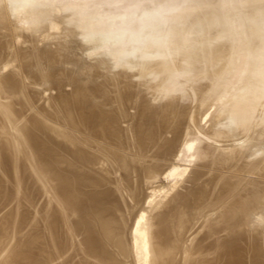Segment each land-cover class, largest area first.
Instances as JSON below:
<instances>
[{
    "label": "bare ground",
    "instance_id": "bare-ground-1",
    "mask_svg": "<svg viewBox=\"0 0 264 264\" xmlns=\"http://www.w3.org/2000/svg\"><path fill=\"white\" fill-rule=\"evenodd\" d=\"M5 1L6 0H0V31H3V36H5L6 33L9 32V37L13 39V37L20 36L21 38H19V40L23 39L22 41L24 42L25 38H22V36L19 35V32H21L23 29L24 34L33 31L31 34L35 35L38 32V28L42 26L43 30L45 29L44 27L48 28V26L53 28L55 23H63L62 21L64 20V18H58L56 16L53 17L51 9L53 12L52 7L54 5L48 2L47 5H43L44 7H47V9H43L45 12H47L46 14L43 13L45 14L43 17L38 12H35V8L33 6H31L30 9L28 8L29 12L32 13L29 14V17L31 19L28 17V20H30V24H28V26L31 25L29 26L31 28L29 29V31L26 30V32L25 29L29 28L26 25V28L25 26H23V29L19 28L18 30V27L20 26V24L18 23H21L22 21H19V18L17 17H15V21L17 18L18 22H15L14 19L10 20L11 15L7 16L8 14L5 11V4H8ZM7 1H10L9 3L12 2V4H17L15 8H23V6H25L29 2V0ZM198 1L194 0V2ZM206 1L210 2V0ZM238 1L236 0L235 2L237 3ZM73 2L75 3V1ZM201 2L204 3L205 0H201ZM215 2L218 4H215ZM215 2L214 4L211 2L212 5L208 3L210 6H212L209 8V10L218 7L217 5H219L220 0H217ZM238 4L239 7L242 4V7H240L241 9H245V6L246 8L248 6L245 12H243L244 10H240V12H243L242 14H249H247L249 22H254L256 20H259L260 18L262 19V16H264V0H241L240 2H238ZM190 6L191 5H189V9ZM206 6L205 11L203 10L204 8L202 9L205 13L208 12ZM219 6L221 7V5ZM195 7L197 8L194 9L199 8L198 5ZM15 8L13 6V9ZM227 8L225 9L227 10L228 14H230L229 9L231 8ZM33 9L34 11L32 12ZM194 9H191L192 16H194V14H198V12L196 10L194 11ZM202 10L201 12H203ZM215 10L213 12L209 11V13H215L217 11ZM221 10L218 9L217 13ZM224 12L225 11H223V13L219 12L221 13V15L219 13L218 15L222 16ZM50 13L52 15H50ZM212 13L211 15L208 14L210 15V18L214 16L216 17L217 13ZM199 15L200 13L198 14V16ZM224 15H227V13H225ZM224 15L222 17L224 18L225 23L231 21L229 19L230 17H227L228 15L225 16L228 18L227 20L225 19ZM179 16L181 15L179 14ZM215 17L212 18V21L214 23L216 22V20L217 22H219L218 18L220 17ZM41 19L45 23H47L51 19V22H48L49 24L47 23L48 26H45V23L43 22V25L42 23L38 25L37 20ZM261 19L259 20V22L256 21V25H258V27L252 26L251 29L255 28L256 30V28H258L259 31V27H261L263 30L264 24H262L261 26L260 21H263L264 17L262 20ZM66 20H68L67 17ZM181 20H179L180 23ZM221 21L222 20L220 18V22ZM248 21L247 25L250 24L248 23ZM9 22L15 23L17 25H15V27L17 28H15L14 25L11 26L12 23L10 24ZM197 22L199 21L197 20ZM200 23L202 24L203 22L201 21ZM227 23L225 25L226 29L229 27V25L227 27ZM251 24L255 25L254 23ZM58 25L61 26L62 24ZM222 25L224 26V23ZM222 25H220V27L222 28V30H224L225 27L223 28ZM250 25H248V27ZM248 27L246 28L248 29ZM59 28L55 27V29ZM246 28L244 30L246 36L244 37L245 34L243 35L245 39L241 37L242 34H240L241 38H239L241 42L243 40L253 42V39L251 38H254L255 34L257 38L259 37L257 30L254 32L253 30L248 29L249 32H246ZM49 29L48 32L50 33ZM228 29L227 30L231 33L230 28ZM46 30L47 29H45V31ZM53 30L51 32H53ZM236 30L237 29H235V31ZM45 31V36H47L49 33ZM70 32L73 31L70 30ZM212 32L214 33V31ZM229 32L228 34L223 33L221 35L223 36L225 34L227 36L224 37H228V35L230 34ZM263 32L260 31L259 33ZM2 33L0 35H2ZM23 33L21 32L20 34ZM57 33L59 32L57 31ZM218 33H220V31ZM31 34L30 37L27 36L28 38H30V41L31 39L35 40L36 37H38L33 36L35 38L34 39ZM259 35L261 36V34ZM41 36L44 37L43 34H41L40 37ZM218 36L219 35H217V37ZM42 37L41 39L46 38ZM2 38L4 37H0V264H264V155L261 157L260 153H256L258 152V148L261 150L263 149L262 152H264V148H262L264 145L262 144V147H258L260 145L257 144V146L256 144H254V146H257V149L255 146V153L253 151V148H249V150L251 149L254 154L250 153L251 151L249 150H245L248 149V146L246 147V145L251 141V139H255L256 142L260 139L259 138L258 140H256L257 138H255V133L252 135L249 132L250 139H248L250 141L248 140L247 144L244 141L243 143H245L246 145L244 144L245 148L244 145L243 148L247 153L249 151L252 156L258 154L257 156H260V158L255 155L253 156L255 157V159L252 157H250L251 159H247L248 155L246 156L245 151L240 147L242 146L241 144H243L242 142L240 143L238 142V140L237 144L239 146L237 145L236 147L233 146L235 145V141L231 145L230 140L232 138L229 137L231 138L230 140H228L229 138L226 139L225 133L222 134L225 138L222 137L221 139L219 138V140L218 135L220 133L216 130L226 123L225 121L227 118H223L225 120V123L223 122V119L221 120V122H223L222 124L219 121L221 119H219V117L222 115H224V117H228L230 119V122H232L227 123V125L235 124L238 127L239 132L241 129L242 134L245 130L255 125V114L253 113L254 111L252 112L254 115L253 122V115L251 113V109L252 107L254 109V106H250L251 101L252 105L254 104V101L252 99V92L257 93L255 92L256 87L258 86V84L261 85L262 82H254V77L249 72L252 71L251 68H253L255 65L253 66L249 64L255 63V59H258L261 54H263L264 56V33L263 36L260 37L263 39L261 42L262 44L260 43V41H258V43L263 47L258 45V43L255 44L256 47L253 45L256 49V52L261 53L258 57L259 53L256 54L255 52V56L258 58L255 57L254 59L253 54L255 49H252L254 47L251 48V44L249 46L248 43L250 42H246L247 46H249L253 52L251 57L252 59H250V56L248 55L249 60L248 58H246V54L251 52L247 53L246 50H242V53H240L239 50L241 49L238 50L237 46L236 52L239 51L240 56L245 55V57L243 56L244 58H246V60L244 59L245 64L249 65V67L247 65L245 67H251V71L250 69H247L249 71L247 73L250 74V76L253 78L251 79L249 75H246L249 78L248 81H246L247 79L246 77H244V79L246 80H242L244 82L246 81L245 83L241 80V82L236 83L238 85L240 84L242 87L246 86L245 88L243 87L245 90L241 86H238L241 88H239L241 91L243 89V91L245 92L242 93L243 95L241 96L237 94L235 95L236 98L233 97L235 99L231 100V102L228 104L229 106L227 105L228 109H226V116L224 114L225 111H222V115H220L219 117L213 116L216 118V120L217 118L219 119L217 120V122H220L216 123L214 121L215 125L221 124V126L219 125L217 126V128L213 127L214 123L211 125V127L214 128H212V131H214L212 132V134L215 137L213 139H218V141L214 140L216 143H214L213 141L210 142L211 144L209 143V141H207L208 143L206 144L204 143V141L206 140H202V143L204 144L198 143L201 146L197 145V147H195V143H197L198 141L195 142V140L199 139L197 137L195 138V135L193 138L192 134V136L189 135L192 138L186 135L189 134L187 132L188 127L191 125L190 123L193 120L192 116L189 117V120H187L185 118V115L189 113L188 115L190 116L193 111L191 110V113H186L184 111L185 108H183V105L178 101L179 99L177 100L175 98H171V96L162 97V95H160L156 98V96L158 95L157 93V95L153 97V94H156L154 93L156 91H153L154 89H152L151 87L150 90L152 89L151 91H153L151 92L147 87L150 86L148 85L149 81L147 80L149 71H154V73L158 74V76L162 73H164L163 76H165V73L167 75V73L171 74V72H173V65L169 63V60V62H158V64L156 65L151 64L152 66H146L143 64L141 65V68L137 67V69L139 68V71L138 73H136V70L135 75H124L123 73V75L121 76L122 73L118 75L119 73L117 72L116 74L113 68V74L116 75H114V79L112 78L113 81H110L111 83L115 82V84L111 85V83L107 81L112 76L111 67H109L110 65H108L110 63H107L108 60H106L108 58L107 56H105L107 58L101 56L102 58L100 60L99 58H95V60L97 59L96 62H94L93 59L94 63L90 61L93 64L88 63L89 61L85 62L86 64H89L87 66L85 65V63L83 66L82 63L80 70H78L79 67L77 62H75V64L77 65L76 68H74L75 64L71 65L72 63H68V58H70V56L65 53V51L70 48L68 46V48L66 49L68 44H64L62 42V44H60L61 47H58L60 49L56 48L58 50L48 49L49 51H46V49H41L42 51L40 52V47H42L41 44H46V42H43V40H41L40 42L42 43L38 44L40 45L39 49H37L38 46L35 47V45H31L33 46L32 49L36 48V50H33V53L34 51L38 52V50L40 52V55L38 53L39 56L37 55L38 57L36 56V58L34 59L33 57H29L31 58L30 60L25 57L27 54H29V51L24 46L25 50L28 51V53L24 56L25 65L24 63H22L24 66L22 65L23 68L19 70H23L22 72L27 73L26 76L29 81L27 82L25 80L27 82L25 84V82L23 81L24 77L22 76L25 73H22L20 71L18 72V68H15V64L13 65L12 62L13 58L16 56L15 54L17 53V50L15 51V56L12 57V54V58H8L9 62L5 60L6 58L4 57V49L5 47H7L6 49L8 50V45L10 44V42L7 43L8 41L6 42V40L4 41ZM260 38L257 40H260ZM6 39H8V37ZM49 39L50 38H46L45 40L47 41V44ZM8 40L12 42V40ZM13 40H15L14 42H16V40L18 39L15 38ZM37 40L39 43L40 38L36 39L35 44H37ZM228 40L231 41L232 39ZM30 41H25L23 45H26L28 43L29 46L30 44H32V41ZM216 41H214V46L220 45L218 44L219 42L217 43L218 45H216ZM256 41L254 39V43ZM14 42H12V45ZM212 42L213 41L206 43L208 45L204 47L200 46L202 48L201 54L203 52L204 54H206L205 52L208 50L212 52L211 56L209 54L211 52H208L210 60L212 61V64H210L211 69L209 68L210 72L212 73H210L209 75L212 74L211 76L214 78V81H212V84H210L211 80L213 79L210 78V82H207L210 84V86H208V88H206L205 90V93L207 95L213 92L214 94H217V92L219 93V90H221L219 88L225 87L224 83L228 82V79H230L226 78L225 76H227V74H231V72H233L232 67H234V65L232 64H229L231 67H228L229 60L227 59L228 62L225 61V58H228V56L223 58L224 53L227 52H225L226 50H224V48H221L222 45H220L221 47L213 48L214 46H212V44L214 43ZM16 43H18V41ZM178 43L176 44L174 49L179 46ZM226 43L229 44L228 42ZM234 43L232 40L233 45ZM242 43L240 47L243 46V49H247L248 47H245L246 44L244 45ZM6 44L8 45L6 46ZM49 44L51 43L49 42ZM49 44L46 45V47H48ZM10 45L9 49H11L10 47L12 46ZM257 45L260 46L262 52H260L259 49L257 51ZM209 46L212 49H209ZM62 47H65L64 49L66 50H63ZM22 48L21 50H23ZM32 49L30 47L31 51ZM25 50H23V53ZM11 51L13 50L11 49ZM18 52H20V50ZM37 52L34 54L36 55ZM176 52L179 53V50ZM181 52L183 53V51H180V53ZM70 53H72V51H70ZM7 54L9 56V53H6V55ZM30 54L32 53L30 52ZM204 54L202 55H208ZM233 54L235 55V52ZM18 55L20 58L22 57L20 56L22 55L21 52ZM174 55L177 56L176 54ZM234 55H232V57ZM81 56L83 55L81 54ZM199 56L198 58H200ZM203 56L202 58H204ZM3 57L5 61L3 60L4 62H1ZM15 58L18 59L17 56ZM81 58L83 59L84 57ZM109 58H111V56ZM137 58H139V56ZM222 58L224 59L225 63H222ZM21 59L19 60L21 61ZM206 59L209 58L206 57ZM239 59L240 58H238V61ZM27 60H30V62L28 63ZM73 60L69 61L73 62ZM182 60L184 61L185 59ZM247 60L250 62H247ZM197 61H199V59ZM211 61L209 63H211ZM260 62L261 61H259L258 63ZM123 63H127L130 65L131 62ZM123 63L121 64L124 66ZM209 63L206 65L207 68L209 66ZM42 64H46V67ZM65 64L68 66L70 64L73 69H77L78 71L76 73H74L75 71L72 72L73 69L69 70L68 66H66ZM132 64L133 63H131V66ZM236 64L237 63L235 62V65ZM245 64H243V67ZM129 65L126 67H129ZM43 66L45 67V69ZM179 67H182V69L186 68V66ZM101 68L105 71L101 73L104 79L100 80L99 77H102L99 74V71L101 72ZM122 68L123 67H121V69ZM179 69L181 71V68ZM230 69L231 71H229ZM68 70L71 72H69ZM200 70L202 71V69ZM67 71L69 72L68 76ZM125 71H128V69L126 70L125 68ZM254 71H256V69ZM65 72H67L65 75L66 78H62L61 74H65ZM86 72H89L90 74L88 73L86 75ZM108 72H110L111 75ZM104 73H106V75ZM241 73L242 75H244V72H242V70L240 74ZM238 74L239 72L237 73V75ZM253 74H255V72ZM189 75H191V72L189 73ZM237 75L234 77V83L235 80L239 78ZM195 76H197V74ZM206 76L207 75L205 74V79H208V77L206 78ZM180 78L182 79V77ZM225 78L227 79V81H225ZM48 80L53 84V86L51 84L50 85L54 87L55 90V92L52 90V92H54L55 94H51L52 96L50 97L52 98V101L49 100L50 102H46L48 97L45 98L46 100L44 101V99L42 98L45 96L42 97L40 93L42 88H44L45 82ZM99 80L101 82H99ZM38 81L40 82L38 83ZM242 82L244 83V85ZM175 83L177 82L175 81ZM234 83L232 84L234 85ZM163 84H165V82H162V85ZM67 85L71 86V89L65 88V86ZM45 87L47 88L46 85ZM111 89L113 91H111ZM235 89L237 90V88ZM49 90L47 89L48 92ZM216 90L218 91L215 92ZM43 91L44 90H42V92ZM115 91L118 93H116ZM111 92L115 94L114 95L112 93L111 96L114 95L116 97V94H118L116 98L114 96L112 97L116 99L115 102L117 101L120 103L119 106H123L122 109V107L118 106V103L116 104L120 109H122L121 113L119 112L120 110L118 108L117 114H115L116 112L112 113V110L107 111V108H105L106 101L109 102L111 100H109L108 96ZM192 92L194 93L196 91L193 90ZM25 93H28L31 97L30 99H28L30 101L32 100L29 105H31V103L35 104L36 102L43 107V114H41L43 116H39V114H36L34 112V104L31 105L33 107L32 109H30L31 106L29 107L28 105V108L26 107L29 102L26 103L21 102L22 100H19L20 96H22V94L25 95ZM172 93L173 92H171V94ZM166 94H168V92ZM206 94H204V96L202 95V98H200V100L202 99V102L206 99ZM25 96L29 98L28 95ZM25 96H22L23 99L25 98ZM50 97L48 99H50ZM151 97L156 98L157 101L161 99L160 97H162L161 101L158 103L159 105L157 104V106H154L157 102L154 101L155 99H149ZM203 97L205 98L204 100ZM209 97L211 96L209 95L207 99H210ZM196 98L198 97H196L195 95V99ZM211 100L215 101L214 97ZM53 101L54 103H51ZM126 101H129L130 105L131 102L133 103V105L136 104V113L133 118L131 117V120L129 118L132 114L129 115V113H127L129 112L128 110L127 112L123 111L124 106L127 105ZM124 102H126V104H124ZM202 102H200V104H202ZM211 102L212 101H210V103ZM257 102L255 101V103ZM111 103L109 102V104ZM200 104L198 105L199 107ZM40 105L38 106L41 109ZM186 105L187 104H185V106ZM196 105L194 106L198 108V106ZM117 106L114 107L113 111L116 110L115 108ZM189 106L187 105L186 109H188ZM44 107H46L47 109H44ZM113 107L109 109H113ZM127 107H130L131 109L134 108L133 106L129 105L126 106V109H128ZM209 108H207V110ZM222 109H224V107H222ZM122 112L127 113L129 116L127 114H123ZM217 112L219 113L220 111ZM259 112L260 111H258V113ZM122 115H124L125 118L120 117ZM193 116L195 117V115ZM208 117L210 118V115ZM262 118L264 117L262 116ZM229 119L227 120V122L229 121ZM258 119L260 120V117H258ZM259 120H257V124L260 123ZM58 122L63 124V129L62 127L59 128V124L54 125ZM202 122L205 123L204 121ZM261 122V127L258 124V129H256L255 126L254 129L258 131H260L259 129H261L262 132L259 133H262L261 135L263 136L264 127H262V125H264V121ZM227 125L226 128H228H224L225 130H228L230 127H236L235 125H230V127ZM129 127L131 128V130ZM189 129H191V127ZM209 129L211 130L210 127ZM129 130L132 131V133H130V135L132 134L131 137L133 138L132 142H130L132 138L130 139L128 136ZM210 130H208V132ZM219 130L221 131L222 129L219 128ZM237 130L231 129L233 133H235L234 131ZM252 131L253 128L251 132ZM208 132L206 131V134H204L207 139H209L212 135H210L209 133L210 136L208 135V138ZM190 133L192 132L190 131ZM77 134H80V136H78ZM235 134L237 135V133ZM250 134L254 138H251ZM125 135L128 136V139H126L127 136L126 138L124 137ZM237 136H235V138ZM240 136L243 137L245 135ZM262 136L261 139H263ZM235 140H237V138ZM261 141L260 143H262ZM254 142H250L251 146ZM190 152H192L191 155H188V153ZM186 155L191 158H194L195 156V161L192 165L193 168L192 170H189L190 175L187 177L188 182L185 181L186 184H190L187 190L184 189L186 184L184 185V187L182 186L184 191H180L181 189L179 190V188H174V184L164 192H162V189H164L162 187L156 186L157 188H153L152 186H150L151 184H153V182H150L149 179L153 177L155 170L158 171L160 167L164 168L163 166L166 167L168 165H171L173 164L172 161H177L178 158L181 159L182 156ZM188 157H184V159L182 158V160L185 161V158ZM183 161L182 163H184ZM170 168V170L168 169L169 172L167 170H164V172H168L165 173V176L167 177H172L174 170L176 169H174V167L172 168V165ZM174 189H176V192H174ZM157 192L160 193V196H158V194L156 195ZM261 228L262 230H260Z\"/></svg>",
    "mask_w": 264,
    "mask_h": 264
},
{
    "label": "rangeland",
    "instance_id": "rangeland-1",
    "mask_svg": "<svg viewBox=\"0 0 264 264\" xmlns=\"http://www.w3.org/2000/svg\"><path fill=\"white\" fill-rule=\"evenodd\" d=\"M73 1H75V3L73 2ZM196 1H198V0H196ZM214 1V0H213ZM212 0H210V2L209 1H206L205 0V4L204 3H202L201 2V0H199L198 2H194V0H29V2L25 5V6H23V8H15V6H17V4H15V3H13L12 4V2L11 3H9L10 1H5L6 3H8L7 5L5 4V6H6V8H5V11L7 12V16H10L11 15V19L10 20H12V19H14V21H15V17H17V18H19V21H22L21 23H18V24H20V26L18 27V30H19V28H22L23 26H25V28H26V25L28 26V24H30V20H28V17H29V14H32L31 12H29V10H28V8L30 9L31 8V6H33L34 8H35V12H38L40 15H42V17L47 13V12H45L43 9L45 8V9H47V7H44L43 5H47V3L48 2H50L52 5H54L52 8H53V12H52V9H51V13L53 14V17H58V18H64V20H65V22H64V20L62 21L63 23H58V24H62L61 26H59L58 24H56L55 23V25H57V26H55L54 25V30H53V28H51L50 26H48V24L51 22V19L47 22V23H45V22H43V20L41 19V20H37V22H38V25H40V23H45V26H48V28L47 27H44L45 29H47L46 31H45V29H43L42 30V25H43V23H42V27H40V28H38V32L35 34V35H33V34H31L32 32L30 31L29 33H23V31H24V29L21 31L23 34H20L21 32H19V35H21L22 36V38H25L24 39V42L26 41L27 42V40H29L30 41V38H28L27 36H29L30 37V34H31V36L33 37V36H38V37H36V39L37 38H40V40H39V43H38V40H37V44H35L36 42V39L35 40H33V39H31V43L32 44H30V42H29V46H28V43L26 44V45H23L24 44V42L22 41V40H19V38H21L20 36L19 37H13V39H18V40H16V42L18 41V43H16V42H14L15 40H13L11 37H9L8 36V33H6V35H7V37H8V39H10V40H12V42H14L13 43V45L15 46H13L12 45V42L11 41H9L8 39H6L7 37H6V35L5 36H3V31H0L1 33H2V35H0V37H4V38H2L4 41L6 40V42L7 43H9L10 42V44L13 46H11L10 44V48L13 50V51H11V49H9V45L8 44H6V46L8 45V50L6 49L7 47H5V49H4V57L6 58L5 60H7L8 61V58H10L11 57V55H12V57L13 56H17L18 57V59L17 58H15V60H14V58H13V60L12 59H10V60H12V62H13V65L15 66V68H18V72L21 70V68H23V66L25 65V61H24V56L28 53V51H29V54H30V52L32 53V54H27L25 57L26 58H28V59H30L31 60V58H29V57H33V59L34 58H36V56L38 55V53H39V55H40V52L42 51V50H45L46 49V51H49V50H55L56 48H58V47H61V45L60 44H62V42L64 43V44H68L67 45V47H66V45H65V47H66V49L68 48V46L70 47V48H68L67 49V51H65V53H67L69 56H70V58H68V63H72L71 65H74L75 64V62H77V64H78V67H79V69L78 70H80V68H81V66L83 65L84 66V63L85 62H88V63H90V64H93L94 62H96L97 61V59L99 58V60L104 56H107V57H105V58H107L106 60H108L107 61V63H110V64H108V65H110L109 67H111V70L114 68V71H115V73L117 74V72L119 73L118 75H120V73H122L121 74V76L123 75V73H124V75H135L136 73H138V71H139V68H141L142 66L141 65H148V66H152V65H156V64H158V62H160V63H162V61H164V62H169L170 64H172L173 66V72H171V74L170 73H167V75H166V73H165V76H163L164 75V73H162L161 75L159 74V76H158V74H155L154 73V71H149V75H148V78H147V80L149 81V83H148V85H150V86H147L148 88H149V90H150V88L152 87V89H154L153 91H156V92H154V93H156V94H153V97L155 96V95H157V93H158V95L156 96V98L157 97H159L160 95H162V97H170L171 96V98H175V99H179L178 101L183 105L182 107L183 108H185V112L187 113V112H190L191 110L193 111V113L192 114H190V116L188 115V114H186V115H188V116H186L185 115V118L187 119V120H189V117H191L192 116V122L189 124L190 126L188 127V133L189 134H186V135H188V137H191L192 135H193V138H194V135H195V138L197 137L199 140H195V142L196 141H198L197 143H195L196 144V146L195 147H197V145L199 146L200 144H198V143H201V144H204V143H208L207 141H209V143L210 142H213L214 140L215 141H218V139L220 138H222V137H224L222 134H224L225 133V135H226V139H228L229 137H231V138H229L228 140H230L231 141V145L233 144V142L235 141V145H233V146H237L238 144V142H246V144L248 143L247 141L250 139L249 138V132L253 135L254 133H255V138H257L256 140H258L259 138V143H258V141L256 142L255 141V139L253 140V139H251V143L252 142H254L253 144H252V146H251V143L249 144H245V143H243V144H241L242 146H240L241 148H243V145L245 144L246 145V147L248 148V149H245V150H249V148H253V151H254V153H255V146L258 144V145H260V146H258V147H262L261 145L263 144L264 145V134H263V136L261 135L262 133H259V132H262V130L261 129H259L260 131H258V130H255L254 129V126H255V128L256 129H258V124H259V126H260V124H262V122L261 121H264V118H262V116L264 117V86H263V84H264V66H262V65H264L263 64V61H264V58H261V57H264L263 56V54H261V53H259V52H256V49H255V47H256V45L255 44H257L258 43V41H260V43L262 42V38H260L261 36H263V31H264V28H263V30H262V28L261 27H259V31H258V28H256V30L258 31L257 33H258V38H257V36H256V34L254 35L255 37L253 38H251V39H253V42L252 41H245V40H243L242 42L240 41V38L241 37H243V35H244V37L246 36V33H244V30H245V28L246 27H248V25H250L251 23H254L255 25H250L249 27H248V29L250 30L251 29V27L252 26H257L258 27V25H256L257 24V22L256 21H258L259 22V20L261 19H259V20H256V21H252V22H249L248 21V16H247V14L245 15V14H242L243 12H245V10L248 8V6H247V8H246V6H245V9H241L240 7H242V4H241V6L239 7L238 5L240 4H238V2H240V1H238L237 3L235 2L236 0H220V3H219V5H221V7L219 6V5H217V6H213V7H217L219 10H221V8H222V10L223 11H225L224 12V14L225 13H227V15H224V17L225 16H227V17H230L229 19L231 20V21H229L228 23H227V27H228V25H229V27L228 28H230V31H231V33L226 29V27H225V25H226V23H225V20H224V18L222 17V16H220L221 15V13H219V12H222L223 13V11L221 10V11H219L218 13L220 14V15H218V13H217V11H218V9L217 8H213L216 12L215 13H212L214 10L212 9V10H209V8L210 7H212V6H210V5H212V3L214 4V2L215 1H217V0H215L214 2H213ZM72 2V3H71ZM194 2V3H193ZM202 4H201V3ZM212 2V3H211ZM219 2V1H218ZM192 3H193V5H192ZM195 3H197V4H195ZM210 5H209V4ZM242 3V2H241ZM199 4H201V5H199ZM204 4V5H203ZM215 4H218V3H216L215 2ZM189 5H191L190 6V9H189ZM198 5V9H194V8H197V7H195V6H197ZM207 5V6H206ZM208 5H209V7H208ZM13 6H14V8L15 9H13ZM205 6H206V9H207V13H205L204 11H205ZM201 7V8H200ZM228 7V8H227ZM229 7L231 8V9H229ZM243 7H244V5H243ZM12 8V9H11ZM70 10H69V9ZM204 8V9H203ZM225 8H227V9H229V13L230 14H228V12H227V10L225 9ZM11 9V10H10ZM187 9V10H186ZM194 9V11L196 10L197 12H198V14L200 13V15L198 16V14L196 15V14H194V16H192V14H191V11ZM200 9V10H199ZM204 11H203V10ZM65 10H68V11H65ZM201 10L203 11V12H201ZM240 10H244L242 13L240 12ZM34 11V9L32 10V12ZM65 11V12H64ZM72 11V12H71ZM209 11H212V12H210L209 13ZM10 12H11V14H10ZM15 13V14H13V13ZM69 14H68V13ZM185 12H189L188 14L187 13H185ZM43 13H45V14H43ZM50 13V15H52ZM64 13V14H63ZM66 13V14H65ZM187 14V15H184V14ZM193 13V12H192ZM196 13V12H195ZM211 13L212 14H216L217 13V15H216V17H220L221 18V22H220V18H218V21L219 22H217V20H216V22L218 23V25H217V23L215 24L213 21H212V18H214V17H211L210 18V15H211ZM264 13V12H263ZM67 14H68V16H67ZM179 14L181 15V16H179ZM189 14H191V15H189ZM208 14H210V15H208ZM249 15V14H248ZM64 16H66L67 17V19L68 20H66V17H64ZM190 16V17H189ZM203 16V17H202ZM206 16V17H205ZM213 16V15H212ZM14 17V18H13ZM183 17V18H182ZM187 17H188V21L190 22H188L187 21ZM215 17V18H216ZM227 17H225V19L227 20L228 18ZM232 17V18H231ZM263 17L264 16H262V19H263ZM17 18H16V21L15 22H18L17 21ZM30 18V17H29ZM223 18V19H222ZM31 19V18H30ZM182 19V20H181ZM186 19V20H185ZM208 19H210V20H208ZM261 19V20H262ZM9 20V21H10ZM179 20H181V23H180V21L178 22ZM184 20H185V22H184ZM197 20L199 21V22H197ZM205 20V21H204ZM196 21V22H195ZM203 22L202 24L200 23V22ZM224 21V22H223ZM247 21H248V23H250V24H248L247 25ZM187 22V23H186ZM213 22V23H212ZM264 22V19H263V21H260V23H261V26H262V24H264L263 23ZM10 23V22H9ZM12 23V24H11ZM10 24H11V26H13L14 25V27H15V23H13V22H11ZM177 23V24H176ZM195 23V24H194ZM207 23V24H206ZM210 25H209V24ZM224 23V26L222 25ZM246 23V24H245ZM65 24H67V25H65ZM191 24V25H190ZM193 24H194V26H193ZM200 24V25H199ZM215 26H214V25ZM233 24V25H232ZM181 25V26H180ZM220 25H222V27L224 28L225 27V29L224 30H222V28L220 27ZM231 25H232V27H234V28H232L231 27ZM247 25V26H246ZM260 25V24H259ZM17 26V25H16ZM29 26H31V25H29ZM28 26V27H29ZM60 28H59V27ZM70 26H72V27H70ZM91 26V27H90ZM176 26H178L179 27V30H178V27H176ZM193 26V27H192ZM200 26V27H199ZM209 26V27H208ZM219 28H218V27ZM242 28H241V27ZM246 26V27H245ZM55 27L56 28H59V29H55ZM67 27V28H66ZM176 27V28H175ZM191 27H192V31H191ZM206 27V28H205ZM239 27H240V29H239ZM15 28H17V27H15ZM31 27H29L28 29L26 28L25 29V31L27 30V31H29V29H30ZM50 28V29H49ZM218 28V29H217ZM232 28V29H231ZM40 29V30H39ZM48 29L50 30V33L48 32ZM62 29V30H61ZM175 29H176V31H175ZM214 29V30H213ZM234 29V30H233ZM235 29H237L236 31H235ZM243 29V30H242ZM247 29V28H246ZM248 29L246 30V32L248 31ZM261 29V30H260ZM8 30V29H7ZM6 30V31H7ZM53 30V32H51ZM59 32V33H57V31ZM64 30H66V31H64ZM70 30L71 31H73V32H70ZM206 30V31H205ZM241 30H242V32H241ZM251 30H253L254 32L256 31L255 30V28L254 29H251ZM9 31V30H8ZM26 31V32H27ZM40 31H41V33H40ZM42 31H43V33H42ZM44 31L45 32H47V33H49L47 36H45L46 35V33H44ZM54 31H56V32H54ZM63 31V32H62ZM183 31V32H182ZM212 31H214V33L212 32ZM220 31V33H218ZM222 31V32H221ZM223 31H225V32H223ZM226 31H227V33H226ZM252 31V32H253ZM260 31H262L263 33H259ZM170 32V33H169ZM176 34H175V33ZM204 32V33H203ZM228 32L230 33L229 35H228V37H224V36H227V35H225V34H228ZM234 32H236V33H238V34H236V33H234ZM249 32V31H248ZM253 32V33H254ZM0 33V34H1ZM71 33H72V35H71ZM179 33V34H178ZM197 33V34H196ZM213 33V34H212ZM217 33V34H216ZM223 33H225L223 36L221 35V34H223ZM252 33V34H253ZM26 34H29V35H26ZM41 34H43V36L44 37H46V38H50L49 40H48V44H49V42L51 43V44H49V48L48 47H46V45H48L47 44V41H45L46 40V38H44V37H42V38H44V39H41V37H40V35ZM51 34V35H50ZM208 34V35H207ZM240 34H242L241 35V37H240ZM259 34H261V36L259 35ZM53 35V36H52ZM70 35V36H69ZM77 35V36H76ZM80 35V36H79ZM217 35H219V36H221V37H217ZM239 35V36H238ZM24 36V37H23ZM49 36H52V37H49ZM54 36H56V37H54ZM80 38H79V37ZM181 36V37H180ZM209 36V37H208ZM214 36V37H213ZM231 36V37H230ZM236 36V37H235ZM6 37V38H5ZM28 39H27V38ZM31 37V38H32ZM60 37V38H59ZM65 37V38H64ZM73 37V38H72ZM76 37V38H75ZM82 37V38H81ZM206 37H208V38H206ZM213 37V38H212ZM216 37V38H215ZM240 37V38H239ZM243 37V38H244ZM51 38H52V41H51ZM67 38V39H66ZM79 38V39H78ZM210 38V39H209ZM215 39V40H212V39ZM223 38V39H222ZM260 38V40H257V39H259ZM58 39H59V41H58ZM66 39V40H65ZM68 39H70V40H68ZM87 39V40H86ZM178 39V40H177ZM182 39V40H181ZM207 39H208V41H207ZM219 39V40H218ZM226 39V40H225ZM228 39H232L233 40V43H234V45L232 44V40L230 41V40H228ZM236 39V40H235ZM245 39V38H244ZM254 39H255V43H254ZM41 40H43V42H46V44L45 45H43V43L42 42H40ZM56 40V41H55ZM64 40V41H63ZM173 40V41H172ZM200 40V41H199ZM217 40V41H216ZM247 40H249V39H247ZM22 42V46H23V48H22V46H21V42ZM83 41V42H82ZM91 41V42H90ZM180 42V43H178V42ZM211 41H213L212 43H214V41H216V45H218V44H220V45H222V47L220 46V45H218V46H214L215 45V43L214 44H212V46H214L213 48H215V47H221V48H224V50H226L225 52H227V53H224V57L223 58H225L226 56H228V58H225L226 60L225 61H227L228 62V60H229V62H228V65L230 64H232V65H234V67H232V70H233V72L235 73H233V72H231V74H227V76H225L226 78H230V79H228L229 81L228 82H225L224 83V85H225V87H223V88H219V89H221V90H223L224 88V90L223 91H221V90H219V93L217 92L218 90H216L215 92H217V94L215 93L214 94V92L213 93H210V94H206L205 93V90H206V88H208V86H210V84H212V81H214V78L211 76V75H209L210 73H212V72H210V67H211V65L210 64H212V61L210 60V57H209V54H210V56L212 55V52L210 51V50H208V51H206L205 53L206 54H208V52H211V53H209L208 55H206V54H204V52L202 53V54H204V55H206V56H203L202 54H201V50H202V46L204 47V46H206V45H208V44H206V43H209V42H211ZM223 41H224V43H223ZM228 42L229 44H227L226 42ZM240 41V42H239ZM34 42V43H33ZM59 42V43H58ZM82 44H81V43ZM197 42V43H196ZM219 42V43H218ZM231 42V43H230ZM248 42H250V43H248L249 44V46H250V44H251V48L252 47H254V48H252L253 50H254V54H253V56H254V59H255V52H256V54H258V57H259V55H260V57L258 58V57H256V58H258V59H255V63H252V64H249V65H255L253 68H251L252 69V71H251V69L250 68H246L245 66L247 65V64H245V60H246V58H248V60H249V56H250V59H252L251 57H252V50H251V48L249 47V46H247V43ZM16 43V44H15ZM40 43H42L41 44V46L43 47V46H45V47H40V45H38V44H40ZM178 43V45L179 46H177L175 49H174V47L176 46V44ZM193 43H195V44H193ZM198 43H199V46H198ZM218 43V44H217ZM222 43V44H221ZM240 43V44H239ZM241 43L242 44H246V46L245 47H248L247 49H243V46L242 47H240L241 46ZM17 44H18V46H17ZM59 44V45H58ZM174 44V45H173ZM211 44V43H210ZM209 44V45H210ZM262 44V43H261ZM261 44H259L258 43V45H260V46H262ZM31 45H35V47L36 46H38L37 47V49H39V47H40V52H39V50H38V52H37V54L35 55L34 53H36L35 51H34V53H33V50H36V48L35 49H32L33 48V46H31ZM83 45H85V46H83ZM194 45V46H193ZM254 45V46H253ZM257 45V46H258ZM19 46H21V47H19ZM24 46H25V48L28 50V51H26L25 50V48H24ZM53 46V47H52ZM169 46V47H168ZM198 46V47H197ZM201 46V47H200ZM229 46H231V47H229ZM237 46H238V50L239 49H241V50H239L240 51V53H242V50L244 51V50H246L247 51V53L248 52H251V53H248V54H246V58H244L245 57V55H243V56H240V53H239V51L238 52H236L237 50ZM260 46H258V48H257V51H258V49H259V51L260 52H262L261 51V48H260ZM264 46V45H263ZM262 46V47H263ZM18 47V48H17ZM29 47V48H28ZM30 47H31V49H32V51L30 50ZM64 47V48H65ZM168 47V48H167ZM179 47V48H178ZM233 47H236V48H233ZM21 48L23 49V50H25L24 51V53H23V50H21ZM63 48V47H62ZM63 48V50H66V49H64ZM191 48V49H190ZM198 48V49H197ZM201 48V49H200ZM232 48V49H231ZM250 48V49H249ZM15 49V50H14ZM42 49V50H41ZM49 49V50H48ZM58 49H60V48H58ZM58 49H56V50H58ZM71 49V50H70ZM200 49V50H199ZM209 49H212L210 46H209ZM228 49V50H227ZM235 49V50H234ZM17 50V51H16ZM20 50V52H21V54L22 55H20V56H22L21 58L19 57V55L18 54H20V52H18ZM87 52H86V51ZM169 50V51H168ZM179 50V53H177L176 51H178ZM251 50V51H250ZM11 52V54H10V52ZM15 51L18 53H16L15 54ZM70 51H72V53H70ZM82 53H81V52ZM166 51V52H165ZM173 51H175V52H173ZM180 51H183V53L181 54L180 53ZM187 51H191V52H187ZM194 51H195V53H194ZM230 51H231V53H230ZM14 52V53H13ZM196 52H197V54H196ZM235 52V55L233 54ZM6 53H9V56H8V54L6 55ZM72 55H70V54ZM88 53V54H87ZM165 53V54H164ZM167 53V54H166ZM244 53V52H243ZM3 54H2V56H3ZM15 54V55H14ZM81 54L83 55V56H81ZM85 54V55H84ZM103 54V55H102ZM105 54V55H104ZM172 54V55H171ZM174 54H176L177 56H175ZM180 54V55H179ZM185 54H187V55H185ZM193 54V55H192ZM197 56H196V55ZM199 54H200V56H199ZM227 54V55H226ZM230 54V55H229ZM32 55V56H31ZM35 55V56H34ZM38 55V56H39ZM98 55V56H97ZM178 55H179V57H181V58H179L178 57ZM181 55H183V56H181ZM189 55V56H188ZM232 55H234L233 57H232ZM242 55V54H241ZM249 55V56H248ZM1 56V57H2ZM8 56V57H7ZM37 56V57H38ZM74 56V57H73ZM96 56V57H95ZM100 56V57H99ZM102 56V57H101ZM111 56V58H109ZM139 56V58H137ZM198 56L200 57V58H198ZM202 56L204 57V58H202ZM231 56V57H230ZM236 56V57H235ZM248 56V57H247ZM4 57L2 58V61L1 62H4L5 60H4ZM11 57V58H12ZM71 57H72V59H71ZM78 57V58H77ZM81 57H84L83 59L81 58ZM167 59H165V58ZM184 57H186V58H184ZM206 57H208L209 59H206ZM243 57V58H242ZM77 58V59H76ZM79 58H80V61H79ZM86 58H87V60H86ZM95 58H97L96 60H95ZM104 58V59H105ZM139 59V60H137V59ZM170 58V59H169ZM193 58H194V60H193ZM198 60L199 59V61H197L196 59ZM222 58V63H225V61H224V59ZM236 58V59H235ZM238 58H240L239 59V61H238ZM17 59V60H16ZM19 59H21V61L19 60ZM73 59H75V60H73ZM89 59V60H88ZM93 59H94V62H93ZM129 59V60H128ZM135 61H134V60ZM165 59V60H164ZM180 59V60H179ZM182 59H185L184 61L182 60ZM203 59V60H202ZM206 61H205V60ZM228 59V60H227ZM231 59H232V61H231ZM245 59V60H244ZM254 59H253V61H254ZM259 59H261V60H259ZM263 59V60H262ZM1 60V59H0ZM4 60V61H3ZM26 60V59H25ZM30 60H27V62L29 63L30 62ZM69 60H73V62H70ZM79 62H78V61ZM81 60H83V61H81ZM141 60V61H140ZM158 60H160V61H158ZM169 60V61H168ZM177 60V61H176ZM189 60V61H188ZM192 60V61H191ZM196 60V61H195ZM236 60V61H235ZM247 60V62H250V61H248ZM14 61H15V63H14ZM90 61H92L93 63H91ZM143 61V62H142ZM146 61H149V62H146ZM188 61V62H187ZM202 61H203V63H202ZM208 61V62H207ZM211 61V63H209ZM252 61V60H251ZM259 61H261L260 63H258ZM9 62V61H8ZM113 62V63H112ZM123 62H131V63H133L132 64V66H131V63H130V65L129 64H127V63H123ZM146 64H145V63ZM157 62V63H156ZM173 62H174V64H173ZM178 62V63H177ZM199 62H200V64H199ZM232 62V63H231ZM235 62L237 63L236 65H235ZM239 62H242V63H239ZM244 62V63H243ZM22 63H24V65L22 64ZM79 63H80V65H79ZM83 63V64H82ZM86 64L85 63V65L87 66V65H89V64ZM121 63H123L124 64V66H125V68H126V70L128 69V71H125V68H124V66L121 64ZM139 63H141V64H139ZM185 63H186V65H185ZM193 63H194V65H193ZM206 63V64H205ZM209 63V66H208V68H207V64ZM67 64V63H66ZM65 64V65H66ZM69 64V66H71ZM82 64V65H81ZM127 64V65H126ZM152 64V65H151ZM177 64V65H176ZM182 64V65H181ZM198 64V65H197ZM241 64V65H240ZM243 64H245L244 65V67H243ZM23 65V66H22ZM42 65H46V64H42ZM122 65V66H121ZM129 65V67H126V66H128ZM136 65V66H135ZM190 65V66H189ZM228 66V67H231V66ZM238 65V66H237ZM249 65H247L248 67H249ZM258 65H260V66H258ZM43 66V67H44ZM66 66H68V65H66ZM68 66V68H69V70H72L73 69V67L71 68V67H69ZM76 64H75V67L74 68H76ZM113 66V67H112ZM117 66H118V69H117ZM135 66V67H134ZM175 66V67H174ZM179 66H186V68H183L182 69V67H179ZM199 66V67H198ZM205 66V67H204ZM20 67V68H19ZM46 67V66H45ZM45 67H44V69H45ZM77 67V68H78ZM121 67H123L122 69H121ZM137 67H139L138 69H137ZM178 69H177V68ZM194 67V68H193ZM204 67V68H203ZM257 67V68H256ZM177 70H176V69ZM179 68H181V71H180V69ZM210 68V69H209ZM236 68V69H235ZM241 68V69H240ZM246 68V69H245ZM259 68V69H258ZM20 69V70H19ZM116 69V70H115ZM134 69V70H133ZM175 69V70H174ZM193 69V70H192ZM200 69H202V71L200 70ZM208 70V72H207V70ZM238 69V70H237ZM243 69H244V71H243ZM247 69H250V71L251 72H249ZM256 69V71H254ZM68 70V71H69ZM77 69H73L72 70V72H74V73H76L77 71H78ZM101 70V72L99 71V74L101 75V73H103V71H105L104 69L102 70V68L100 69ZM121 70V71H120ZM124 70V71H123ZM130 70V71H129ZM137 70V71H136ZM197 70V71H196ZM234 70H236V71H234ZM240 70V71H239ZM241 70H242V72H244L243 74L245 75H242V73L240 74V72H241ZM23 71V70H22ZM22 71H20V72H22ZM67 71V72H68ZM135 71H136V73H135ZM212 71V70H211ZM229 71H231V69L229 70ZM261 71V72H260ZM67 72H65V74H61L62 75V78H66L65 77V75H66V73ZM69 72H71V71H69ZM69 72H68V74H67V76L69 75ZM107 72V71H106ZM112 72V76H111V78L109 79V80H107L109 83H111V81H113V77H114V75H116V74H113L114 72H113V70L111 71ZM130 72H131V74H130ZM179 72V73H178ZM186 72V73H185ZM191 72V75H189V73ZM205 72H207V73H205ZM239 72V74L237 75V73ZM247 72H249L250 74H252L253 75V77H251L250 76V74H248ZM255 72V74H253ZM22 73H25V72H22ZM89 73V72H88ZM87 72L85 73L86 75L88 74ZM92 73V72H91ZM110 75H111V73L110 72H108ZM150 73H151V75H150ZM176 73V74H175ZM199 73V74H198ZM230 73V72H229ZM257 73V74H256ZM261 75H260V74ZM26 74L27 73H25L24 75H22L24 78H26V79H24L23 78V81L25 82V84L29 81L28 79H27V76H26ZM90 74V73H89ZM105 75H106V73H104ZM152 74H154V75H152ZM183 74V75H182ZM197 74V76H195ZM205 74L207 75L206 76V78L208 77V79H205ZM234 76H233V75ZM263 74V75H262ZM186 75V76H185ZM238 76L239 78H237L236 80H235V83H234V77L235 76ZM242 75V76H241ZM246 75H249V77H251V79L253 78L254 79V82L255 81H261V82H258V83H261V85L260 84H258V89H257V87H256V90H255V92H257V93H254V92H252L253 94H252V99H253V105H252V101H251V105L250 106H254V109H253V107H252V109H251V113L253 112L254 114H255V120H254V115H253V113H252V122H253V120L255 121L254 123H255V125H253V127H250L249 129H250V131H249V129H247L248 130V132H247V130H242V131H244L243 132V134L241 133V129H240V132H239V129H238V127L235 125V124H228L227 125V123H232V122H230V119L228 118V117H224V115H222V111L224 112V114H225V116H226V112H227V110L226 109H228L227 108V105L231 102V100L233 99H235L236 97H235V95H239V96H241V95H243L242 93H244L245 91H243V89L246 87V86H241L240 84L238 85V84H236V83H239V82H241V81H243V80H246V81H248V77L246 76ZM255 75V76H254ZM260 75V76H259ZM26 76V77H25ZM102 76V75H101ZM120 76V77H121ZM151 76H154V77H150ZM168 76V77H167ZM179 78H178V77ZM188 76V77H187ZM200 76V77H199ZM211 76V77H210ZM233 76V77H232ZM259 76V77H258ZM262 76V77H261ZM159 77H160V80H159ZM180 77H182V79L180 78ZM243 77V78H242ZM244 77H246V79H244ZM257 77H258V79H257ZM100 78V80L101 79H104V77L102 76V77H99ZM113 78V79H112ZM158 78V79H157ZM166 78V79H165ZM199 78H200V80H199ZM210 78H213L212 80H211V83L209 84V83H207V82H210ZM225 78V79H226ZM231 78H232V80H231ZM255 78H256V80H255ZM151 79H153V80H151ZM176 79H178V80H176ZM187 79V80H186ZM243 79V80H242ZM262 79V80H261ZM27 82H26V81ZM99 80V82H101ZM111 80V81H110ZM156 80V81H155ZM202 80V81H201ZM232 82H231V81ZM241 80V81H240ZM154 81H155V83H154ZM175 81L177 82V83H175ZM192 81V82H191ZM225 81H227V79L225 80ZM245 81V82H246ZM40 81H38V83H39ZM47 82V83H46ZM45 82V85L47 86V88L45 87V85H44V88H42V90H44V91H46V92H42V90H41V95H42V97L43 96H45V97H43L42 99H44V101L46 100L45 98H49L50 96H52V95H54L55 93V90H54V87H52L53 86V84L52 83H50V81L48 80V81H46ZM49 82V83H48ZM107 82V83H108ZM162 82L164 83L165 82V84H163L162 85ZM183 82V83H182ZM244 82V81H243ZM242 82V83H243ZM244 82V83H245ZM152 83V84H151ZM201 83V84H200ZM229 83V84H228ZM232 83H234V85L232 84ZM244 83H243V85H244ZM52 86H51V85ZM112 84H115V82H113V83H111V85ZM186 84H188V85H186ZM228 84V85H227ZM49 85V86H48ZM110 85V86H111ZM165 85V86H164ZM232 85H233V87H232ZM246 85V84H245ZM52 88H51V87ZM155 86V87H154ZM164 87V88H162V87ZM185 86V87H184ZM187 86V87H186ZM193 86V87H192ZM232 87V89H231V87ZM236 86V87H235ZM238 86H241L243 89H242V91L240 90L241 88L240 87H238ZM261 86V87H260ZM40 87V86H39ZM49 87V88H48ZM69 87V88H68ZM71 86H65V88H67V89H71L70 88ZM112 87H114V86H112ZM183 87V88H182ZM190 87V88H189ZM155 88H156V90H155ZM189 90H187V89ZM201 88V89H200ZM235 88H237V90L235 89ZM240 88V89H239ZM47 89L49 90V92L47 91ZM151 89V90H152ZM167 89H169V90H167ZM179 89V90H178ZM190 89H191V91H190ZM227 89H229V90H227ZM234 89V90H233ZM26 90H27V88H26ZM29 90V89H28ZM52 90L54 91V92H52ZM150 90V91H151ZM167 90V91H166ZM171 90V91H170ZM181 90V91H180ZM196 91V92H194L195 93V95H196V97H198V98H196L195 99V95H194V93L192 92V91ZM245 90V89H244ZM70 91V90H69ZM111 91H113L112 89H111ZM153 91H151V92H153ZM163 91V92H162ZM170 91V92H169ZM186 91V92H185ZM221 91V92H220ZM27 92V91H26ZM47 92H48V94H47ZM51 92V93H50ZM116 92V91H115ZM165 92V93H164ZM168 92V94H166ZM171 92H173L172 94H171ZM181 94H180V93ZM192 92V93H191ZM227 92V93H226ZM229 92V93H228ZM231 92V93H230ZM241 93V94H239V93ZM23 93V92H22ZM28 93H29V91H28ZM28 93H25V95H28V97L29 98H27V96H25L24 94H22V96L24 97L25 96V98H26V100H25V98L23 99V97L22 96H20V99L19 100H22L21 102H29L27 105H26V107L28 108V105L30 104V102L32 101H30V100H28V99H30L31 97L29 96V94ZM43 93V94H42ZM113 92H111V93H109V102L111 103V104H109V102H107L106 101V106H105V108H107V111H111L112 113H115V114H117L118 113V109L120 110L119 112L121 113V111H122V109H123V106H119L120 105V103L119 102H115V98L117 97V95L118 94H116V97L114 96V95H112V96H114V97H112L111 96V94H112ZM116 93H118V92H116ZM176 93V94H175ZM180 95H179V94ZM183 93H185V94H183ZM191 93V94H190ZM260 93V94H259ZM262 93V94H261ZM45 94V95H44ZM52 94V95H51ZM170 94V95H169ZM187 94V95H186ZM204 94H206L205 95V98L207 99L208 98V96L210 95L211 97H209L210 99H207V102H208V104H207V102H206V99L203 97V102L200 100V98H202V95L204 96ZM255 94V95H254ZM257 94V95H256ZM47 95V96H46ZM183 95H185V96H183ZM193 95H194V97H193ZM201 97H200V96ZM216 97H215V96ZM259 95V96H258ZM262 95V96H261ZM180 98H179V97ZM207 96V97H206ZM214 97V99H215V101H213V100H211L213 97ZM21 97H22V99H21ZM162 97H160L161 99H162ZM182 97V98H181ZM229 98V99H227V98ZM233 97H235V98H233ZM47 98V100H46V102H48L49 100L50 101H52L51 99V97H50V99H48ZM114 100H113V99ZM156 98H149V99H155L154 101L155 102H157V103H155L156 105H154V106H157V104L161 101V99L160 100H156ZM184 98V99H183ZM193 98V99H192ZM221 98V99H220ZM226 98V99H225ZM263 98V99H262ZM159 99V98H158ZM198 99V100H197ZM255 99V100H254ZM24 100V101H23ZM259 100V101H258ZM261 100V101H260ZM49 101V102H50ZM195 103H194V102ZM210 101H212L211 103H210ZM218 101V102H217ZM221 101V102H220ZM225 103H223V102ZM255 101L257 102V103H255ZM34 102V101H33ZM45 102V103H46ZM127 102V101H126ZM126 102H124V104H126ZM199 102V103H198ZM200 102H202V104H200ZM217 102V103H216ZM219 102H220V104H219ZM263 102V103H262ZM51 103H54V101L53 102H51ZM118 103V106L119 107H122V109H120L116 104ZM133 103H134V100H133ZM133 103L131 102V105L129 104V101L127 102V105H125L124 106V110L123 111H125V112H127V110L129 111V112H127V113H129V115H131L130 116V120L133 118V116H135V113H136V104H134L133 105ZM193 103V104H192ZM203 103H204V106H203ZM205 103H206V105H205ZM223 103V104H222ZM258 103H259V105H258ZM34 104V103H33ZM32 103H31V105H33ZM48 104V103H47ZM113 104V105H112ZM114 104H115V106H117L115 109V111H113L114 110ZM185 104H187L188 106H189V108L188 109H186L187 108V105L185 106ZM197 104V105H196ZM200 104V107L198 106ZM25 105V104H24ZM31 105H29V107L31 106ZM38 105H40V104H38V103H36L35 102V104L33 105L34 107L35 106H37V107H33V106H31L30 107V109H32V107H33V109H35V113L36 114H39V116H43V115H41V114H43L42 112H43V107L41 106V109H40V107L38 106ZM53 105H55V104H53ZM112 105V106H111ZM133 106L132 108L133 109H131L130 107H127L128 109H126V106ZM159 105V104H158ZM194 105H196V106H198V108L197 107H195ZM221 106V108H220V106ZM261 106V107H258V106ZM263 105V106H262ZM108 106H111V107H108ZM114 106V107H113ZM185 106V107H184ZM193 106V107H192ZM229 106V105H228ZM39 107V108H38ZM46 107H47V105H46ZM46 107H44V109L46 108ZM113 107V109H109V108H112ZM202 107H205V108H202ZM210 107V108H209ZM215 107H217V108H214ZM219 107V108H218ZM222 107H224V109H222ZM226 107V108H225ZM38 108V109H37ZM118 108V109H117ZM201 110H200V109ZM207 108H209L208 110H207ZM251 108V107H250ZM260 108V109H259ZM47 109V108H46ZM126 109V110H125ZM135 109V110H134ZM211 109H212V111H211ZM255 109H256V111H255ZM39 110V111H38ZM42 110V111H41ZM188 110V111H187ZM205 110V111H204ZM207 110V111H206ZM220 111L219 113H221V114H219L217 111ZM263 112H262V111ZM258 111H260L261 113H262V115H261V113L259 112L258 113ZM40 112V113H39ZM201 112V113H200ZM208 112V113H207ZM215 112H216V114H215ZM46 113V112H45ZM44 113V114H45ZM123 114H127V113H124V112H122ZM191 113V112H190ZM204 113V114H203ZM211 113V114H210ZM218 113V114H217ZM213 114V115H212ZM259 114V115H258ZM128 115V114H127ZM126 115V116H127ZM128 115V116H129ZM193 115H195V117L193 116ZM210 115V118L208 117ZM220 115H222V116H220ZM256 115H258V116H256ZM261 115V116H260ZM213 116H216V117H219V119L217 118V120H219L220 122H221V120L224 118V119H226V121L223 119V122L225 123V125L223 124V126H221V124L223 123V122H221V124H216L215 125V123H214V121L216 122V123H218L217 122V120H216V118L215 117H213ZM120 117H124V115H122V116H120ZM132 117V118H131ZM188 117V118H187ZM257 117V118H256ZM258 117H260V120L258 119ZM125 118V117H124ZM136 118V117H135ZM135 118H134V120H135ZM206 121H205V120ZM215 119V120H214ZM229 119V121L227 122V120ZM259 120V122L260 123H256V122H258L257 120ZM122 120V119H121ZM134 120H132V121H134ZM186 120V121H187ZM212 120V121H211ZM132 121H131V123H132ZM185 121V122H186ZM190 121H191V118H190ZM199 121H201V122H199ZM202 121H204L205 123H203ZM188 122V121H187ZM219 122V123H220ZM135 123V122H134ZM133 123V124H134ZM209 123V124H208ZM214 123V124H213ZM264 123V122H263ZM59 124V125H58ZM203 124V125H202ZM214 125L213 127L214 128H217V126H221V127H219L220 129H222L221 131L219 130V128L218 129H216L220 134L218 135V139H213V138H215L214 137V135L212 134V132H214V131H212L214 128L213 127H211V125ZM257 124V125H256ZM54 125H58L59 126V128H61L62 127V129L64 128V126H62L63 124L62 123H55ZM123 125V124H122ZM132 125V124H131ZM226 125L227 126H229L230 127V125L231 126H236V127H234V128H236V129H234L233 127L231 128V129H233V130H237V131H234L235 133H237V135L238 136H240V135H245V136H243V137H238L235 133H233L232 131H231V129H230V131H229V129L228 130H225L224 128H226ZM124 126V125H123ZM196 126V127H195ZM206 127V129H205V127ZM191 127V129H189ZM192 127H193V129H192ZM209 127L211 128V130L209 129ZM261 127V126H260ZM262 127H264V125H262ZM130 128V127H129ZM131 128H132V126H131ZM131 128H130V130H131ZM197 128V129H196ZM204 128V129H203ZM213 128V129H212ZM228 128V127H227ZM226 128V129H227ZM252 128H253V131L251 132V130H252ZM203 129V130H202ZM129 130V134H128V136H129V138L131 139L132 137H131V135H130V133H132V131H130ZM193 130V131H192ZM195 130H196V132H195ZM205 130V131H204ZM208 130H210L209 132H208ZM225 130V131H224ZM190 131L192 132V133H190ZM198 131V132H197ZM206 131L208 132L207 133V136L209 135V133H210V135H211V137L209 138V136H208V138L209 139H207V137L204 135V134H206ZM230 133H229V132ZM256 131V132H255ZM258 131V132H257ZM217 132V133H218ZM227 132V133H226ZM245 132H246V134H245ZM128 133V132H127ZM126 133V134H127ZM194 133V134H193ZM195 133H197V134H195ZM231 133H232V135H231ZM248 133V134H247ZM192 134V135H191ZM203 134V135H202ZM240 134V135H239ZM250 134V137L252 138L253 136ZM257 134V135H256ZM78 136H80V134H77ZM189 135H191V136H189ZM197 135H199V136H197ZM222 135V136H221ZM228 135H231V136H228ZM237 136L236 138H237V140H235L236 138H235V136ZM247 135V136H246ZM126 136L127 135H125L124 137L126 138ZM128 136H127V138L126 139H128ZM202 136V137H201ZM213 136V137H212ZM220 136V137H219ZM233 136H234V138H233ZM258 136V137H257ZM260 136V137H259ZM261 136H262V138L263 139H261ZM187 137V138H188ZM206 137V138H205ZM192 138V137H191ZM203 138V139H202ZM205 138V139H204ZM213 140H212V139ZM217 138V137H216ZM225 138V137H224ZM239 138V139H238ZM243 138V139H242ZM249 138V139H248ZM254 138V137H253ZM219 139V140H220ZM234 139V140H233ZM242 139V140H241ZM132 140H133V138L130 140V142H132ZM202 140H206V141H204V143H202L203 141ZM239 140V141H238ZM261 140H263V141H261ZM199 141H201V142H199ZM214 141V143H216ZM238 141V142H237ZM260 141L262 142V143H260ZM239 143V144H240ZM211 144V143H210ZM254 144H256L255 146H254ZM245 145H244V148H245ZM250 145V146H249ZM201 146V145H200ZM239 146V145H238ZM257 146H256V149H257ZM230 147V146H229ZM244 148H243V150H244ZM262 148H264V146L262 147ZM244 150V151H245ZM249 151H251V149L249 150ZM249 151H248V153H249ZM253 151H251L250 153H252V154H254L253 153ZM257 151L258 152H256V153H260V156L262 157L264 154V152H262L263 151V149L261 150V149H257ZM260 151V152H259ZM261 152H262V154H261ZM191 153L192 152H190V153H188V155H191ZM247 152L245 151V155L247 156V159L249 158V159H251L250 157H252V158H254L255 159V157H253V156H257L258 154H255V155H253L252 156V154H246ZM260 156H257V157H259L260 158ZM184 157H188L187 155L186 156H182V158L184 159ZM182 158L180 159V158H178L177 159V161H172L173 162V164H171L172 165V168L174 167V173H173V175H172V177H167V176H165L166 174L165 173H168L169 171H168V169L171 167V165H168V166H163L164 168H161L160 167V169L157 171V170H155L154 171V174H153V177H151L150 179L149 178H147V179H149L150 180V182L152 181L153 182V184H151L150 186H152L153 188H157V187H162V188H164V189H162V192H164V191H166L168 188H170V186L171 185H173L174 184V188H176V189H178L179 188V190L180 191H184V189L185 190H187L188 188H189V186H190V184L188 185V184H186V182H188V180H187V177L190 175L189 173H190V169L192 170V165H193V162L195 161L194 159H195V156H194V158H191V157H188L189 158V160H188V158H185V161H183L182 160ZM258 158V159H259ZM191 159H193V160H191ZM257 159V158H256ZM191 160V161H190ZM253 160V159H252ZM182 161L184 162V163H182ZM189 162V163H188ZM190 163H192V164H190ZM171 169V168H170ZM169 169V170H170ZM164 170H167V171H165L164 172ZM159 171H160V173H159ZM163 174H162V173ZM162 174V175H161ZM163 175H164V177H163ZM155 180H154V179ZM152 179V180H151ZM186 181V182H185ZM176 182H177V184H176ZM184 183V184H182V183ZM180 184H181V186H180ZM186 184V186H187V188H186V186L184 187V185ZM179 185V186H178ZM125 186V185H124ZM157 186V187H156ZM164 186V187H163ZM178 186V187H177ZM184 187V189H183V187ZM126 187V186H125ZM124 187V188H125ZM182 187V188H181ZM176 189H174V192H176ZM183 189V190H182ZM179 190H177V191H179ZM160 192V191H159ZM159 192H157L156 193V195L158 194V196H160V193ZM162 192H161V194H162ZM127 196V195H126ZM128 197V196H127ZM156 198H157V196H156ZM259 229V228H258ZM260 230H262V228L260 229ZM249 241V240H248Z\"/></svg>",
    "mask_w": 264,
    "mask_h": 264
}]
</instances>
